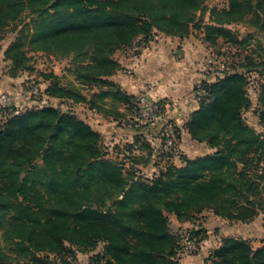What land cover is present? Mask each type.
I'll return each mask as SVG.
<instances>
[{"label": "trees", "instance_id": "16d2710c", "mask_svg": "<svg viewBox=\"0 0 264 264\" xmlns=\"http://www.w3.org/2000/svg\"><path fill=\"white\" fill-rule=\"evenodd\" d=\"M206 1L0 0V36L23 11L35 15L30 32L21 29L4 50L12 62L9 74L28 67L26 50L69 56L74 77L96 90L87 96L53 79L45 93L85 102L118 120L117 105L134 109L135 95L109 79L120 68L114 53L145 46L158 32L187 37L193 26L203 25L197 15ZM238 23L264 33V0L211 7L203 40H236L232 25ZM250 62L245 56L241 67L250 69ZM206 89L186 127L192 139L214 151L180 155L183 166L169 165L151 178L124 173L106 157L99 132L70 112L52 105L10 112L0 125V264H71L77 252L94 251L99 243L95 264H178L180 240L170 230V214L193 222L208 209L221 218L252 219L264 201V171L261 183L238 164L245 166L253 153L256 163L264 161V137L241 115L250 104L248 78L233 69ZM260 101L264 106V88ZM134 144L152 154L148 141L136 138ZM206 233L204 227L191 230L187 240L199 245ZM204 264H264V244L225 237Z\"/></svg>", "mask_w": 264, "mask_h": 264}, {"label": "rangeland", "instance_id": "374dc122", "mask_svg": "<svg viewBox=\"0 0 264 264\" xmlns=\"http://www.w3.org/2000/svg\"><path fill=\"white\" fill-rule=\"evenodd\" d=\"M211 7L227 8L228 0H207L205 2L203 9L199 11L197 15V18L200 20L199 23L201 22L203 25H199V28L194 26L191 28L190 33H192L193 37H200V32L203 33L204 37V24L209 23V9ZM34 16L35 15L28 10L23 11L16 21L11 23L0 36V95L9 94L11 96L9 103L0 105V125L4 122L8 114L14 110L25 111L30 108L52 105L62 111L74 114L97 130L100 134V143L103 149L108 151L106 157L122 165L124 173L130 170L131 173H135L140 177L151 178L154 174H158L159 171L165 170L169 165L179 167L177 164L180 163V148H178V152L174 155H166L161 151L162 140L160 138V133L150 129L147 124L141 125L137 122L134 117L135 108L127 109L124 105L118 104L117 106L120 110L119 119L113 120L114 114H112L111 117H105L101 113L91 109L85 102H74L70 99L54 98L45 93V88L53 82V79L61 86L78 89L87 96L96 90V87H94L92 83H82L74 77L70 70L72 64L69 56L63 57L55 55L52 52L26 50L27 47H25V52L29 57L27 62L28 67L19 70L16 76H10L9 71L12 67V62L9 59H5L4 50H6L8 44L14 41L20 34L19 31L21 29L24 34L30 32V23ZM201 28L202 31L200 30ZM232 28L234 29L236 40L229 41L224 38H219L216 44L209 45L210 50H213L220 57L221 64L227 68L224 70L216 68L215 70L217 74H221L233 69H238L240 72L246 74L248 78L247 90L250 104L242 108L241 115L244 124L248 128L253 130L256 134H260L261 137H264V119H262L261 116V111L264 110V106L260 101L261 91L264 88V33L253 31L252 28H249L245 23L234 24ZM159 34L164 33L158 32L155 35ZM175 49L177 50L176 52L180 53L179 56H181L180 47H176ZM245 56L253 60V63L250 62V69L241 67V63L244 62ZM48 74L51 75V77L45 78L44 75ZM9 86L12 87V89H9ZM15 88L21 91L19 93L20 95L13 93L16 91ZM24 97V103L17 101L24 99ZM107 100L112 101L110 97ZM155 127H160V125L158 124ZM147 136H150L152 139L155 138V140H152L153 143L156 142L154 143L156 146L154 145V147H152V154L147 150H142L137 147L139 143L134 144L136 138H142L147 142ZM213 151L214 149L210 150L209 153ZM199 153L201 152L199 151ZM256 156L257 155L254 153L249 155V162L245 166L239 163L238 169H244L253 180L263 183L258 176L264 171V161L262 159L256 163ZM261 199L260 197V200ZM256 202H258V200ZM257 208V213L252 219L247 221L226 218V220L219 219L218 221L214 216L208 220V216H204V213L207 212L208 209H204L201 213H196L197 218L193 222L179 221L174 214H170V230L179 238L180 245L186 242V238L191 230L202 227V222L210 223L208 229L205 228L206 232L210 231L209 235H206V238L203 240L205 243H199V248L196 252L176 255L178 263H180L179 260L181 259V264L203 262L204 253L208 255L209 251L221 244L223 238L220 239V236H239L238 234L240 233L234 230V228L239 229L244 223H253V227L251 228L253 234L250 240L254 242L250 244L255 247V244L258 243L256 241L264 239V201H262V205ZM254 224L256 228H254ZM102 246L103 243L98 244L100 250H102ZM203 251L204 253L202 255L201 252ZM75 260L77 263L80 262L77 258H75ZM91 261L92 264L95 263L92 257ZM22 262L24 263V261H14V264H22ZM202 264H204V262Z\"/></svg>", "mask_w": 264, "mask_h": 264}, {"label": "crops", "instance_id": "0c3cea01", "mask_svg": "<svg viewBox=\"0 0 264 264\" xmlns=\"http://www.w3.org/2000/svg\"><path fill=\"white\" fill-rule=\"evenodd\" d=\"M200 30L202 31V28ZM199 36L196 38L190 33L187 37L179 38L177 36L159 34L155 35L145 46L132 45L119 49L113 56L119 63L120 68L109 77L110 80L120 86L121 90L128 94L136 96L146 92L154 100L164 99L168 102L167 117L174 121L180 130L179 154L188 158L202 156L212 150L206 143L192 139L186 127L190 113L198 108L193 88L196 82L204 79L203 63L210 51L209 45L203 40V33L200 32ZM176 47H180L181 56L176 55ZM9 89H12V87L9 86ZM15 90L13 93L20 95L21 91L18 88H15ZM5 95L10 101L11 96L9 94ZM24 100L25 97L17 101L24 103ZM150 136H147L146 139L154 147L156 142L153 143L152 140H155V138L152 139ZM179 162L177 166L184 165L180 156ZM204 216H208V220L212 216L216 217L218 221L219 219L226 220L214 215L210 210L205 212ZM207 223L202 222V227L208 229L210 223ZM252 227L253 223H244L239 229L234 228L240 233L238 234L239 236L232 237L247 239L250 243H253L254 241L250 240L253 234V231H251ZM254 228H256L255 224ZM209 233L210 231L206 234L209 235ZM221 238H225V235L220 236ZM202 242L205 243V241ZM256 242L258 243L255 244V247L261 246L264 244V239ZM97 251H99V247L94 251L77 252L76 258L80 261L78 263L92 264L91 257ZM210 252H208V255ZM203 253L204 251L201 252L202 255ZM206 255L204 253L203 262L208 256ZM181 261L182 259L179 260L180 263L178 264H181ZM203 262H194V264H202Z\"/></svg>", "mask_w": 264, "mask_h": 264}, {"label": "built area", "instance_id": "2783aa9c", "mask_svg": "<svg viewBox=\"0 0 264 264\" xmlns=\"http://www.w3.org/2000/svg\"><path fill=\"white\" fill-rule=\"evenodd\" d=\"M176 55L179 56L180 53ZM216 68H220L222 70L227 69L224 65L221 64L220 57L213 50H210L203 63L204 79L199 80L194 84L193 94L197 102L207 97L208 91L206 89V85L217 80L224 74H217L215 70ZM9 102L10 101L8 100V97L5 94L0 95V105H5ZM134 104V117L137 122H139L141 125L147 124L150 129H153L154 131L160 133V138L162 140L161 151H163L166 155L176 154L179 148L178 144L180 130L178 125L169 117H167L166 110L168 107V102L164 99L154 100L150 98V96L147 95L146 92H142L135 96ZM158 124L160 125V127H155ZM198 248L199 245L197 242H195L194 240H187L186 238V242L184 244H181L180 248L177 250V256L178 254L181 255L182 253L190 254L196 252ZM70 260L71 264H79L74 261V259Z\"/></svg>", "mask_w": 264, "mask_h": 264}]
</instances>
